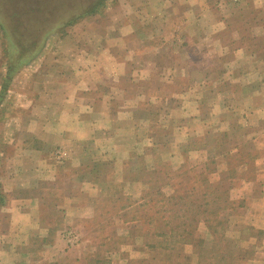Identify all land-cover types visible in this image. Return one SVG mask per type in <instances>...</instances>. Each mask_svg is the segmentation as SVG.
<instances>
[{
    "label": "rangeland",
    "instance_id": "374dc122",
    "mask_svg": "<svg viewBox=\"0 0 264 264\" xmlns=\"http://www.w3.org/2000/svg\"><path fill=\"white\" fill-rule=\"evenodd\" d=\"M130 1L137 0H0V21L12 27V38L44 41L27 65L8 76L10 50L0 29V151L11 149L20 119L31 113L26 101L34 98L32 91L37 96L48 93L41 79L52 75L38 72L53 69L60 79L67 66H78L80 58L72 56L101 44L99 35L127 17ZM231 3L226 11L237 18L232 17L228 35L251 33L264 42V0L242 11L238 0ZM96 5V11L88 14ZM71 18V24H63ZM238 18L258 26H241ZM188 32L199 38L200 48L193 51L197 73L173 79L153 73L154 80L126 92L132 99L143 90L150 99L149 105L136 108L133 118L141 121L133 123L132 152L122 164L98 155L78 172L68 170V153L63 149L49 155L46 162L52 164L53 179L36 178L33 188L42 204L43 229L35 226L27 231L18 226L16 230L14 222L10 225L7 204L10 196L22 193L15 189L4 193L10 185L3 186L1 176L7 178L11 158L5 161V157L12 153L0 156V169H4L0 173V264H247L256 254L264 232L247 224L249 202L245 186L240 185L255 174L252 144L248 138L240 140L239 149L233 137L227 141L217 139L219 133L206 136V93H212L206 91L202 71L206 27ZM42 101L39 96L35 99V113L40 116L48 112V107L40 106ZM143 119H148L147 128L141 125ZM39 157L35 154L33 161L37 163ZM94 165L99 184L88 169ZM91 185L98 186L90 194L80 193V187ZM250 240L255 241L254 247L248 246Z\"/></svg>",
    "mask_w": 264,
    "mask_h": 264
},
{
    "label": "crops",
    "instance_id": "0c3cea01",
    "mask_svg": "<svg viewBox=\"0 0 264 264\" xmlns=\"http://www.w3.org/2000/svg\"><path fill=\"white\" fill-rule=\"evenodd\" d=\"M232 1H130L127 17L118 19L111 29L99 35L101 44L96 42L89 51L72 56L80 58L78 66H67L60 79L53 69L38 72L52 75L41 79L43 90L48 88L45 91L48 93L38 95L43 99L40 106L48 107L47 115L35 113L38 96L32 91L34 98L26 101L30 103L31 113L20 119L22 123L15 141L10 144L11 149L0 151V156L12 153V157H5V161L11 158L7 178L1 176L3 186L10 185L4 193H12L14 189L22 193L10 196L6 207L10 225L14 222L13 228L17 230L20 226L29 231L35 226L42 228V204L34 197L33 188L36 178L52 181V164L46 160H50L54 150L59 148L68 153V170L78 172L86 169L93 156L103 155L102 160L106 157L121 164L126 160L132 152L133 123L141 121L133 118L136 108L149 105L146 103L150 99L143 90L132 99L126 97V92L131 86L140 87L154 80L153 73L162 77L169 74L172 79L175 75L192 77L197 73L199 66L195 65L193 51L200 48L199 38L194 33L189 35L188 31L202 26L206 27L203 39L206 65L202 71L206 73V91H212L210 96L206 93V136L219 133L217 139L234 138L239 149L240 140H250L246 142L252 144L255 174L240 185L245 186L244 195L249 202L247 224L254 231L264 232V42H259L258 35L251 33L228 35V27L234 22L232 17L237 18L226 11ZM238 1L241 11L245 6L250 9L256 6V0ZM236 22L241 26H258L253 21L243 23V18ZM58 85L61 88L56 89ZM17 95L21 92L17 91ZM232 116L234 120H230ZM142 121L141 125L147 128L148 119ZM122 122L132 125L126 127ZM237 152L235 148L232 151ZM35 154L41 156L37 163L33 161ZM88 169L96 175L95 165ZM3 170L0 169L1 175ZM97 180L96 175L93 181L98 183ZM97 186L80 187V193L90 194ZM250 242L248 246L254 247L255 241ZM247 264H264V241L261 240L258 251Z\"/></svg>",
    "mask_w": 264,
    "mask_h": 264
},
{
    "label": "trees",
    "instance_id": "16d2710c",
    "mask_svg": "<svg viewBox=\"0 0 264 264\" xmlns=\"http://www.w3.org/2000/svg\"><path fill=\"white\" fill-rule=\"evenodd\" d=\"M96 7H97V5L95 7H92L90 9V11L87 13L90 15L93 14L96 11ZM25 10L26 9H24L22 12L26 13ZM40 10L41 9H38L39 12H40ZM73 21H74V18H71L63 24L69 25ZM3 23L4 22L0 21V29L3 32L4 38L8 42V46H9V50H10L9 51V53H10L9 57L10 58L8 59V66H7V73H8V76H10L14 73V71L16 69L27 65L39 53V51L43 47L44 41L38 40V39H34V40L25 39V40H23V38H22L20 40L17 38H12L11 37V29H10L12 27L7 26L6 24H3ZM57 26L59 28L58 27H56V28L60 29V27H62L63 25L60 24ZM52 31H53V28L49 33H51ZM49 33H47V35ZM1 201L2 200L0 198V203H1Z\"/></svg>",
    "mask_w": 264,
    "mask_h": 264
}]
</instances>
